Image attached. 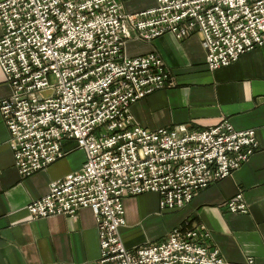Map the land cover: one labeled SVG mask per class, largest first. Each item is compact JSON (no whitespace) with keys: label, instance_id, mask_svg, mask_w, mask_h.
Segmentation results:
<instances>
[{"label":"built area","instance_id":"2783aa9c","mask_svg":"<svg viewBox=\"0 0 264 264\" xmlns=\"http://www.w3.org/2000/svg\"><path fill=\"white\" fill-rule=\"evenodd\" d=\"M0 28V66L12 89L0 112L21 177L64 159L67 142L86 155L80 171L27 206L30 217L91 209L99 264H223L204 228L178 227L159 242L127 249L124 201L156 193L162 210L185 208L250 161L256 131H237L227 120L203 131L137 125L132 105L173 82L158 54L130 57L126 50L133 40L196 34L208 70L229 67L264 46V0H158L135 15L119 0H7ZM226 207L248 213L242 194Z\"/></svg>","mask_w":264,"mask_h":264},{"label":"crops","instance_id":"0c3cea01","mask_svg":"<svg viewBox=\"0 0 264 264\" xmlns=\"http://www.w3.org/2000/svg\"><path fill=\"white\" fill-rule=\"evenodd\" d=\"M157 1L119 0L130 15L154 9ZM126 52L130 57L158 54L173 82L172 87L132 105L137 125L149 131L176 127L203 131L227 120L237 131L255 130L258 150L230 177L201 191L181 210H162L156 193L126 198V225L120 231L125 247L133 250L159 242L178 227H203L224 264L251 260L264 264V46L214 72L207 68L202 37L196 34L183 41L173 34L153 42L133 40ZM11 94L0 66V104ZM10 140L0 112V264H99L100 239L91 209L37 220L26 210L31 202L49 194L53 182L80 171L85 152L67 142L64 159L22 178ZM239 194L247 214H231L226 209V203Z\"/></svg>","mask_w":264,"mask_h":264},{"label":"rangeland","instance_id":"374dc122","mask_svg":"<svg viewBox=\"0 0 264 264\" xmlns=\"http://www.w3.org/2000/svg\"><path fill=\"white\" fill-rule=\"evenodd\" d=\"M166 68H167V67H166ZM167 71L169 72L168 69H167ZM169 73H170V72H169ZM146 97H147V96H146ZM143 99H144V98H143ZM141 100H142V99H141ZM139 101H140V100H139ZM67 155H68V153H67ZM67 155H66V156H67ZM33 176H34V175H33ZM29 178H30V177H29ZM235 198H236V197H235ZM235 198H234V199H235ZM232 200H233V199H232ZM230 201H231V200H230ZM230 201H228V202H230ZM226 209H227V211H228V208H227V207H226ZM228 212H229V211H228ZM197 228L202 229L203 227H197ZM173 230H174V229H173ZM173 230H172V231H173ZM207 233H208V232H207ZM208 234H209V233H208ZM209 237H210V236H209ZM222 260H223V259H222ZM249 262H250V261H249ZM223 264H224V261H223Z\"/></svg>","mask_w":264,"mask_h":264}]
</instances>
